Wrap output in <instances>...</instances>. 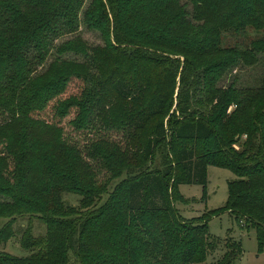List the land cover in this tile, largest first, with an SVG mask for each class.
<instances>
[{
	"label": "trees",
	"instance_id": "obj_1",
	"mask_svg": "<svg viewBox=\"0 0 264 264\" xmlns=\"http://www.w3.org/2000/svg\"><path fill=\"white\" fill-rule=\"evenodd\" d=\"M90 1L84 21L103 45L76 37L53 47L78 32L86 0H0V220H10L0 245L20 235L32 252H0V264H203L221 244L208 222L226 212L263 245L264 78L221 83L264 58V37L248 35L264 31V0ZM77 81L80 94L62 99ZM55 101L60 121L78 110L77 131H122L123 143L105 138L88 150L108 182L42 116ZM210 164L236 175L227 205L203 223L186 221L169 190L205 187ZM64 194L80 196V207ZM17 218L41 221L46 235L15 230ZM225 249L212 264L241 259L240 243Z\"/></svg>",
	"mask_w": 264,
	"mask_h": 264
},
{
	"label": "rangeland",
	"instance_id": "obj_2",
	"mask_svg": "<svg viewBox=\"0 0 264 264\" xmlns=\"http://www.w3.org/2000/svg\"><path fill=\"white\" fill-rule=\"evenodd\" d=\"M185 3L186 1L183 0ZM91 1L86 0V3L82 6L78 13L79 20V30L77 33L72 35L63 36L54 42V46L61 45L62 43L74 39L76 37H81V39L90 47H95L98 45H103V40L100 34L94 30H90L84 21L85 13L84 11L89 7ZM250 38H262L264 37V31L256 32L253 30L248 31ZM53 54L49 57L46 65L47 67L50 62L55 60V48L52 50ZM65 60H72L83 62L85 60L82 56H77L74 54H67L62 57ZM264 78V58H261L258 65L248 68H238L232 73H230L224 81H222L221 86H229L232 82L237 83L238 88H244L249 86H256ZM83 89V84L81 82H75L71 85L68 93L62 96V99L70 97L72 95H78ZM69 95V96H67ZM56 101L51 103L48 109L43 112L42 116L49 119L48 121L54 123V125H60L64 131V138L67 142L76 145L80 148L84 155L83 158L88 162L92 169H96L99 175V183L104 184L109 180V173L96 163L97 160L92 157H88L90 145L97 140L109 139L110 142L123 143V133L122 131H96L95 133L90 131H77L70 123L78 112L77 109H72L69 116L65 120L60 121L58 117L54 114L56 111L54 106ZM3 116L0 114V123L3 121ZM62 122V123H60ZM104 146V145H103ZM104 147L107 148L105 145ZM210 147V146H209ZM211 148V147H210ZM104 154H106L103 151ZM102 155L101 157H104ZM108 157L107 155L105 158ZM103 158V162L104 159ZM101 161V159H99ZM119 169V168H118ZM126 178L125 173L120 175L117 180L109 181V186L107 189V194H104L100 201L95 200L97 206H102L106 204L110 198V195L115 193V189L118 184ZM236 179V175L227 168H220L214 165H208L207 167V184L205 187L200 185H181L178 187V193L175 188L169 190V196L172 199V204L174 208L179 213V215L186 221H195L203 223L204 219H211L212 212L220 208H224L227 205L229 197V182ZM119 198L123 200L124 193L121 191ZM66 204L70 206L80 207V196L75 194H64L63 196ZM9 219L0 220V230L9 222ZM32 225L33 234L36 237H44L46 235L45 225L33 219L31 223L27 218H17L15 223V230H26ZM210 234L217 240L221 241L220 247L211 253L207 261L203 264H212L225 252V244L227 241L232 240L240 243L242 248V257L235 264H264V243L260 244L258 233L254 228H247L244 223L240 222V219L235 215L226 212L218 217H215L208 222ZM0 252L11 254L17 257H27L31 255L32 252H27L21 248L20 235L9 240L5 244L0 245Z\"/></svg>",
	"mask_w": 264,
	"mask_h": 264
}]
</instances>
